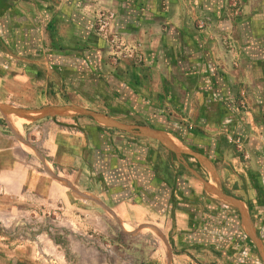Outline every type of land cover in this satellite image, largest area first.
<instances>
[{
	"label": "crops",
	"instance_id": "0c3cea01",
	"mask_svg": "<svg viewBox=\"0 0 264 264\" xmlns=\"http://www.w3.org/2000/svg\"><path fill=\"white\" fill-rule=\"evenodd\" d=\"M82 1L0 0V76L42 80L61 98L68 97L63 84L72 76L87 83L91 98L108 106L90 112L66 99L32 110L7 105L42 111L27 122L44 121L48 159L33 162L19 146L15 138L26 122L16 128L4 108L0 191L48 196L61 193V179L77 196H98L102 187L108 196H122L113 209L121 222L140 223L153 212L169 217L173 208L172 216H189L188 239L203 242L221 258L237 250L235 264H264V0H243L239 69L229 65L216 36L227 27L223 0H104L116 10V27L139 40L145 51L142 64L115 65L108 64L106 46L94 34L91 20L75 12ZM189 9L208 16L212 27L196 31ZM42 16L54 43L48 47L38 32ZM240 82L246 86L247 117L237 112L235 103L242 93ZM52 107H70L72 112H43ZM96 113L100 115L94 120ZM223 132L244 139L248 160L235 155ZM46 160L57 172H48ZM39 162L46 165L43 171ZM236 162L238 172L231 175ZM73 169L79 175L74 181L64 174ZM197 187L214 206L212 223L202 228L192 224L193 212L200 222L210 218L193 200ZM221 195L241 205L248 226L241 210ZM145 196L157 204L155 211Z\"/></svg>",
	"mask_w": 264,
	"mask_h": 264
},
{
	"label": "rangeland",
	"instance_id": "374dc122",
	"mask_svg": "<svg viewBox=\"0 0 264 264\" xmlns=\"http://www.w3.org/2000/svg\"><path fill=\"white\" fill-rule=\"evenodd\" d=\"M243 2V0H223L227 27L216 35L229 65L235 69L240 68L241 51L237 31L245 17ZM74 10L91 20L94 34L106 46L108 64L115 65L122 61L132 64L145 62L143 44L123 34L116 27L118 19L114 7L104 0H84L78 2ZM198 13L199 11L189 9V21L196 31H207L212 27V20ZM37 26L41 43L45 47L54 44L48 40L47 21L44 16L39 17ZM113 58H116L115 61ZM78 84L82 83L75 79L73 81L72 76H67L63 86L68 91V97L61 98L51 84L45 87L42 80L12 79L7 74L0 76V119L3 120L2 108L8 107L7 105L32 110L45 106L46 102L54 103L65 99L79 102L84 111L108 109V106L102 104L101 98H91V91L86 88L87 83L82 84L78 91H70V87L77 88ZM238 89L242 93L235 101L237 112L247 117L249 111L245 83L240 82ZM93 101L99 104H94ZM30 110L10 109L6 112L16 128H19L22 122H26L20 127L19 138H15V141L28 152L33 158L32 161L36 162L37 158L48 159L45 146L48 130L43 120L27 122L42 114V111ZM62 110L65 112L63 113ZM43 112L70 114L72 109L52 107L44 109ZM98 115L100 114L93 115L94 120ZM186 128L192 126L186 124ZM225 134L238 138V148L246 154L243 161L248 160L250 155L245 150L244 139L233 132H225L224 138ZM117 136L120 137V134ZM233 164L235 168L231 165V175L239 169L237 162ZM37 165L42 171L46 167L40 162ZM50 165L51 167H47L48 172H57L51 163ZM64 174L73 181L79 176L76 169ZM58 181L62 183L60 185L62 187L58 188L61 193H50L51 195L48 196H39L28 191L19 194L0 191V264H235L237 250L227 252V255L221 258L207 249L203 242L187 238L186 235L191 232L185 233L186 223L189 222L188 214L180 218L176 215L172 216V208L169 217L167 214L158 217L153 212V217L140 223L121 222L113 209L122 196H108L109 193L107 190L103 191L102 187L98 196L89 193L85 196H77L72 189L70 191L71 186H68L69 188L64 186L67 185V181L63 179ZM193 192L195 194L193 200L203 205L200 206L201 212L207 213L210 217L200 222L198 215L196 214L195 217L193 212L192 220L196 222L192 224L200 223L199 227L202 228L203 225L212 223L214 213L211 211L214 206L200 195L198 187ZM144 201L151 204L155 211L157 207L155 202L149 197ZM178 203L184 207V202ZM194 210L198 208L194 206ZM192 235L195 237L196 234ZM261 256H264L263 252Z\"/></svg>",
	"mask_w": 264,
	"mask_h": 264
},
{
	"label": "bare ground",
	"instance_id": "6f19581e",
	"mask_svg": "<svg viewBox=\"0 0 264 264\" xmlns=\"http://www.w3.org/2000/svg\"><path fill=\"white\" fill-rule=\"evenodd\" d=\"M62 111H63V110H62ZM64 112H65V111H63V113H64ZM14 113H15V112H14ZM22 117H23V115H22ZM8 118H9V117H8ZM23 118H24V117H23ZM101 118H102V117H101ZM24 119H25V118H24ZM159 136L161 137L162 140H164V141L167 140L166 137H163L162 135H159ZM221 198H223V200H225V201H227L228 203H230V204H232V205L238 207V208L241 210V212H242V216H243V220L245 221V224L248 226V222H247V220H246V215H245L244 211L242 210L241 205H240L236 200H234V199L231 198V197L221 195Z\"/></svg>",
	"mask_w": 264,
	"mask_h": 264
},
{
	"label": "built area",
	"instance_id": "2783aa9c",
	"mask_svg": "<svg viewBox=\"0 0 264 264\" xmlns=\"http://www.w3.org/2000/svg\"><path fill=\"white\" fill-rule=\"evenodd\" d=\"M113 59L115 61L116 58H113ZM140 60L141 59L139 58L138 61H140ZM225 139L227 140V142H230V143H232L234 145L235 149L243 155V158L246 157V154L242 153L241 149L238 148V143H237L239 141L238 138H233L231 135L225 134Z\"/></svg>",
	"mask_w": 264,
	"mask_h": 264
},
{
	"label": "trees",
	"instance_id": "16d2710c",
	"mask_svg": "<svg viewBox=\"0 0 264 264\" xmlns=\"http://www.w3.org/2000/svg\"><path fill=\"white\" fill-rule=\"evenodd\" d=\"M223 139H224V141H225V142H226V143L232 148V150L235 152V155H236L241 161H243V155L235 149L234 145H233L232 143H230V142H227V140L224 138V136H223Z\"/></svg>",
	"mask_w": 264,
	"mask_h": 264
},
{
	"label": "water",
	"instance_id": "95a60500",
	"mask_svg": "<svg viewBox=\"0 0 264 264\" xmlns=\"http://www.w3.org/2000/svg\"><path fill=\"white\" fill-rule=\"evenodd\" d=\"M5 108V110H10V109H12V108H10V107H4ZM4 108H2L3 110H4Z\"/></svg>",
	"mask_w": 264,
	"mask_h": 264
}]
</instances>
